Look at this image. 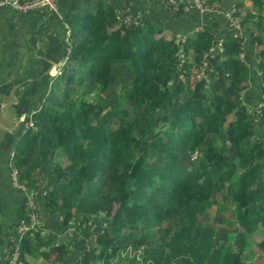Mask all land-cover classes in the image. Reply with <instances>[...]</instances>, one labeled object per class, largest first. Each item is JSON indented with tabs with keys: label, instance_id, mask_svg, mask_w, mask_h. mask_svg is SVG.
<instances>
[{
	"label": "trees",
	"instance_id": "16d2710c",
	"mask_svg": "<svg viewBox=\"0 0 264 264\" xmlns=\"http://www.w3.org/2000/svg\"><path fill=\"white\" fill-rule=\"evenodd\" d=\"M221 1L204 0L207 9L199 11L161 0L168 9L156 16L165 23L188 17L198 22L201 13L209 18L180 47L139 10L141 24L127 27L117 20L114 4L101 0H88L71 14L67 62L77 66L66 79L92 77L103 87L127 71L128 85L121 88L129 93L130 106H113L116 90L94 102L75 99L78 89L67 81L58 91L56 81L68 73V64L31 114L32 125L15 141L11 160L18 167L11 162L28 186L47 189L35 199L40 216L61 215L67 225L71 217L86 221L103 211L106 225L97 247L89 250L77 234L56 240L50 231L27 229L18 241L19 259L33 252L26 243L36 239L47 245L40 254L53 252L61 263L76 249L72 264H257L248 257L252 247L264 252V25L258 11L244 13L239 16L243 34L235 31L224 19ZM233 6L239 15L240 5ZM220 21L225 26L216 29ZM222 32L221 51L205 54ZM244 32L249 45H256L255 68L239 55ZM178 48L192 50L181 66ZM190 71L196 76L192 85L186 83ZM189 153L195 156L183 160ZM63 156L68 165H60ZM13 204L21 216L23 203ZM208 209L219 221H207ZM218 225L233 237H219ZM253 238L260 239L253 243ZM0 245L5 251L0 264H7L13 242L1 221Z\"/></svg>",
	"mask_w": 264,
	"mask_h": 264
},
{
	"label": "crops",
	"instance_id": "0c3cea01",
	"mask_svg": "<svg viewBox=\"0 0 264 264\" xmlns=\"http://www.w3.org/2000/svg\"><path fill=\"white\" fill-rule=\"evenodd\" d=\"M87 1L88 0H66L65 6H58V9H61V15H59L58 17H56L49 11H43V8H38L29 12H17L9 9L8 7L0 6V80L11 78L14 71L16 72L20 70V68L21 71H23L34 65V63L36 62V58L34 57L33 52L35 47L54 51L57 54L54 60L59 64L62 60L63 54L65 53L64 37L67 34H70V26L63 29L62 25L65 24V22L60 21V18L67 13H69L70 16L73 17L71 14H75V9L82 3H87ZM101 2L113 3L118 13H133L135 11L136 13H138L137 10L141 12H146V10H148L151 13H157L163 9L161 0H101ZM259 2H262L260 8L258 7V4L254 3L253 0H222L220 2V5L222 8H226L233 3H238L240 6H238L237 10L240 15H244V13L253 14L258 11L260 15L262 14V18H264V0H259ZM74 3L78 4L72 7ZM69 7H72L70 12H68ZM201 15L203 14H197L198 22H193L192 18L190 17L184 19V21H182L183 19H174L172 20L171 24V21L167 22L166 24L168 25V32L170 33V35L175 34V32H181L184 38L194 35L193 33L198 31L195 26L200 24L202 21V19H200ZM154 20L155 22H157L156 19ZM224 26L225 21H220L219 23H217L216 29H223ZM224 33H217V38L215 40L223 37ZM246 34L247 33L244 32V37L241 43V52L239 53V55L244 61H248L247 63L251 64L255 68L254 65L255 63H257V58H254L256 45H249V40L245 36ZM71 41H73V38H71ZM187 52L188 53L186 57H191L192 50L188 49ZM244 57H246V60L244 59ZM69 63L70 62L66 61L62 70H64ZM53 78V75L50 74L46 78L43 88L40 90L38 96H36V106L32 108L33 110H38L41 106L42 101H44L50 95ZM55 79L56 77L54 78V80ZM249 82L245 81L248 86H250ZM7 171L5 174V178L2 180L0 179V221L1 226L3 225V232L5 233L6 238L7 236H9L8 232L11 231L9 229L12 227L14 220L18 218V213L17 215L14 213L13 202L18 201L22 203L21 192H19L17 188L13 187V185L9 183ZM44 183H46V181ZM79 217L80 216L71 217L70 220L68 219L69 221L67 222V225H65L60 222L62 218L61 215H58L55 219H50L42 216V225L44 227V230L46 232L50 231V233L53 235V239L56 240H64V235L66 233L65 229L67 227L72 226L73 230L77 228V231H72L71 233H69L71 235L70 238L72 237V235L73 237H75L77 234L81 243H83L87 237V231H89L90 228L84 227V225H88V223H82ZM74 218L77 219L79 223L73 226V223L76 221ZM81 230H84V232H82ZM79 231L83 234L77 233ZM31 241L33 242V244L30 243ZM73 241L68 244V248H73ZM27 243L28 245H32V248L34 249L33 252L31 254L26 253V255H24V259H19L16 264H51L47 260H54V257H52L54 256L53 252H51L50 256L48 257H44L42 254H40V252H44L47 249L46 244H42L40 242L38 244L37 240L32 239H28ZM75 251L76 249H72L69 253L64 255L65 258L63 257L62 263L58 262L56 264H70L73 261L75 262L76 259L78 260V254ZM4 255L5 251L2 250V246L0 245V259H3Z\"/></svg>",
	"mask_w": 264,
	"mask_h": 264
},
{
	"label": "rangeland",
	"instance_id": "374dc122",
	"mask_svg": "<svg viewBox=\"0 0 264 264\" xmlns=\"http://www.w3.org/2000/svg\"><path fill=\"white\" fill-rule=\"evenodd\" d=\"M65 1L66 0H58L59 7L62 6V5L65 6ZM170 1H173V0H170ZM177 1H179L180 4L182 5V7L185 9L184 6L190 0H175V2H177ZM179 2H178V5H180ZM77 4L78 3H74L72 5V7L76 6ZM72 7H69L68 8V12L71 11ZM205 7L207 9V6L206 5H205ZM230 7H233V15H234V11L236 10V7L233 6V4L231 6H229L228 8H230ZM167 9H168L167 7L166 8L163 7V9L160 12H157V13H151L148 10H146L147 13L145 11H143V13L147 17H149L150 19L152 18L151 20L155 21L154 19H156L157 20V23L159 22L158 25H160L162 27L160 29V31H159V34L162 35V37H164V38H170L171 37L174 40L175 43L180 44V42L183 40L182 33L181 32H175V34L170 35V33L168 32V29H167L168 25L165 22H163V19L164 18H161L160 16H158V17L156 16V14L157 15H160V14L165 13L167 11ZM42 10L45 11V12L49 11V12L53 13L56 17H58L59 15H61V9L60 8L57 11H50V10H47L46 8H43ZM37 11H41V10H37ZM225 12H227V7L223 10V14ZM123 15L120 14V13H118V14H116V18L119 19ZM127 15L133 16L130 13H127ZM142 16H143V14H142ZM216 16L217 15H214L213 17L215 18ZM237 16H240V14L237 15ZM71 19H72V17L70 16L69 13L64 14L63 16H61L60 21L65 22V24L62 25L63 29H65L66 27H69L70 26V24L72 22ZM200 19H202L205 23H208V20H209V18H206L203 15L200 16ZM136 22H139V20H137ZM133 24L134 23H132L131 25H133ZM139 24H141V22ZM195 27L198 30H200L202 28V23L196 25ZM240 32H241V30H240ZM241 34H243V32H241ZM68 35L71 37V33L68 34ZM209 46H211V44ZM187 53L188 52H186V56H187ZM179 55H181V53H179ZM184 61L185 60H180L178 62V64L181 66ZM65 63L66 62L61 61L57 66H55V64H54L50 68V73L53 74V77L55 78L56 76H59V75L63 74L64 70L67 69L68 67H70L68 73L66 75L64 74L62 77H60L58 79V81H57V85L59 86V90L58 91H63V88H61V87L64 85L65 81H67L68 86L77 87V89H78V93L75 94V96H74L75 99H78V98H79V100L86 99V101L94 102V101L101 100L102 97H104L106 95H109V93L111 91H115L116 90L115 91L116 93L114 95H112V96L110 95L113 106L115 108H117V107H121V108L124 107V108H126V107H129L130 106L129 99H128L129 93L123 91V89L121 88V86L124 87V86L128 85V73H127V71H125V73L121 76L120 79H118V80L116 79L115 81L110 82L106 86H103L102 87V86H99L100 85L99 83H94L92 77L89 79V81L88 80H84V79H82V80H79L78 79L79 80L78 82H75L74 79L73 80L66 79V76L70 72H72V70L74 68H76L77 64H75L73 61H71L69 63V65L67 66V68H65L64 70H62V68L65 65ZM95 68H96L95 66H92V69H95ZM192 73L193 72L190 71V73L187 75L188 78H187L186 83L188 85H192L193 82H194V79L196 77ZM198 74L200 76V75L204 74V71L203 72L202 71H199ZM178 77H180L182 79L184 78V76L182 74H178ZM54 78H53V81H54ZM53 81H52V83H53ZM246 105L249 108V103H247ZM30 122L32 124V121H30ZM115 126H116V122H115V120H113L112 121V127L114 128ZM193 155L194 154H190V153L187 154V155H183L182 156V159L188 161L190 158L194 157ZM11 157H12V154H11ZM179 160L182 161V162H184L181 159H179ZM11 161L17 166V163L16 162H14L13 160H11ZM60 161H61L60 162V165L61 166L66 165V164L67 165L69 164V160L66 157H64V156L60 158ZM95 171L98 172V173L102 172L101 167L99 166L97 169H95ZM7 175H9L8 174V171H7ZM18 175H19V172L16 175L17 180H18V183L23 184V182L18 179ZM23 180H26V179H23ZM26 181L28 182V180H26ZM10 183H14V181L12 180ZM203 213H204V216L207 217V221L211 222V220H215V218H216L217 221H219V216L218 215H216L215 218L213 217L212 209H210L207 212L204 210ZM72 231H77V228L73 230L72 226H70V227H67L65 229V232L66 233H71ZM217 233H218L219 237H220V235L223 238L226 237V240L227 239H231L233 237V235H234V232H233L232 237H231V233L228 232L223 227H221L220 225L217 226ZM55 237H60V236H55ZM59 239H61V238H59ZM34 240H36V239H34ZM251 241L254 243L256 241H259V239L258 238H253ZM30 243L33 244L32 241ZM37 243L39 244V241H37ZM13 245H14V243H13ZM253 245L256 246L255 244H253ZM19 246H20V243L18 244V252L20 254L21 247H19ZM26 246L32 247V245H28V243H26ZM84 247H86V245H84ZM263 253L264 252H258V250L255 247H252L251 250H250V252H249L248 260H253L257 264H264V254ZM27 257H28V255H27ZM64 258H65V256H64ZM18 260H19V257H18ZM47 261L50 262L51 264L58 263V260H55V259L54 260H47ZM70 264H72V262Z\"/></svg>",
	"mask_w": 264,
	"mask_h": 264
},
{
	"label": "water",
	"instance_id": "95a60500",
	"mask_svg": "<svg viewBox=\"0 0 264 264\" xmlns=\"http://www.w3.org/2000/svg\"><path fill=\"white\" fill-rule=\"evenodd\" d=\"M58 4V0H56ZM59 6V5H58ZM37 35V34H36ZM36 62L26 70L14 71L11 78L0 80V179L5 178L15 141L24 130V117L36 106L35 99L56 65V53L35 47ZM220 59L217 58V63Z\"/></svg>",
	"mask_w": 264,
	"mask_h": 264
},
{
	"label": "built area",
	"instance_id": "2783aa9c",
	"mask_svg": "<svg viewBox=\"0 0 264 264\" xmlns=\"http://www.w3.org/2000/svg\"><path fill=\"white\" fill-rule=\"evenodd\" d=\"M204 0H190L188 3L184 6L185 9H189L191 7H194L198 9L199 11H204L206 10V7L204 5ZM172 3L173 7L177 6V2L175 0L170 1ZM0 6H5L8 7L11 10L17 11V12H29L38 8H46L47 10L50 11H57L58 5L56 3V0H0ZM231 6V5H230ZM124 14V15H123ZM122 17L118 19L120 23H122L125 27L131 26L132 23L133 25L139 24L141 21V14L136 13H130L133 16L127 15V13H123ZM224 17L226 21L228 22L229 26L232 27L235 31L240 32V24H239V16L233 15V7L228 8L227 7V12H225ZM139 20V22H136ZM137 23V24H136ZM263 25H264V18H263ZM217 41V40H216ZM64 42H65V53H64V58L66 57L68 51L70 50V43H69V37L68 34L64 37ZM181 44H179V47ZM217 48V51H221L222 47L219 45L218 41L217 43L212 42L211 46L208 47L206 50L205 54H212V51ZM182 50L178 48V58L179 61L182 60ZM181 53V55H179ZM63 58V59H64ZM31 120L25 119L23 120V123L25 126L31 125ZM18 170L16 166L13 164H10L9 168V177L10 180L14 181L13 186L16 187L22 194L23 199H24V204H25V210L24 214L16 219V224L14 226V230L12 233L8 236V241L13 242L14 245L11 248L10 256L8 258L7 264H16L18 261L19 257V252H18V241L21 238L22 234L24 231L27 229H32L35 231H40L44 232V227L41 222V218L38 214V211L35 209L36 203L35 199L37 194L43 195L45 193L44 189H39L37 186H28L26 185L23 181V184L18 183L17 180V175ZM19 179V178H18ZM86 245V249H90L93 246L96 245V233L91 232L89 236L86 237V239L83 242Z\"/></svg>",
	"mask_w": 264,
	"mask_h": 264
},
{
	"label": "clouds",
	"instance_id": "9594fccd",
	"mask_svg": "<svg viewBox=\"0 0 264 264\" xmlns=\"http://www.w3.org/2000/svg\"><path fill=\"white\" fill-rule=\"evenodd\" d=\"M68 37H69V43H70V50H71V38H70V36L68 35ZM185 38L183 37V40H184ZM183 40L180 42V44L183 42ZM220 39H218L217 41H219ZM216 41V40H215ZM178 44V43H177ZM70 50L68 51V53H67V55H66V57L64 58V54H63V56H62V60L61 61H63V62H66L67 61V59H68V55H69V52H70ZM182 60H185V58H186V54H185V52L182 50ZM177 57H178V51H177ZM64 58V59H63ZM216 58H220L219 57V54H218V52L216 53ZM177 62H179V58H178V61ZM58 65V63L55 65V66H57ZM258 71V70H257ZM259 72V71H258ZM50 75H53V74H51L50 73ZM36 110H31V112L30 113H28L25 117H24V119L23 120H25V119H29V120H31V114L32 113H34ZM32 121V120H31ZM32 123H33V121H32ZM32 125V124H31ZM31 125H28V126H31ZM25 126V125H24ZM28 126H25V127H28ZM24 127V128H25ZM13 153V151L11 152V154ZM11 154H10V157L9 158H11ZM190 154H194L193 156H195V153H190ZM10 164H13L12 162H11V159H9V162H8V169L10 168ZM14 165V164H13ZM15 166V165H14ZM17 168V167H16ZM17 170H18V172H19V169L17 168ZM8 174H9V170H8ZM8 177H9V175H8ZM41 179L43 180V182H45L46 181V178H42L41 177ZM19 180H21V179H19ZM21 181H23V180H21ZM11 182V180H10V177H9V183ZM24 182V181H23ZM25 183V182H24ZM12 184V183H11ZM26 184V183H25ZM13 185V184H12ZM27 185V184H26ZM14 187V186H13ZM16 188V187H15ZM42 189H44L45 190V193L47 192V189L45 188V187H43ZM18 190V189H17ZM20 192V191H19ZM44 193V194H45ZM38 196H41V194H37ZM21 201H22V203H23V206H24V210H25V204H24V199H23V196H22V194H21ZM36 203V202H35ZM37 207V206H36ZM36 207H35V209H36ZM37 210V209H36ZM98 212V214L97 215H89V216H86V217H84L85 219H86V221H83V220H81L82 221V223H84V222H87L88 223V225H84V227H86V228H90V230L89 231H87V236H89L90 235V233L91 232H95L96 233V245L95 246H93V248H95V247H97V238H98V235L99 234H101L102 233V231H103V229H104V227H105V225H106V222H105V220H104V214L102 213L103 211H97ZM23 214H24V212H23ZM22 214V215H23ZM21 215V216H22ZM40 216V215H39ZM18 217H20V216H18ZM40 218H41V222H42V216H40ZM17 219V218H16ZM75 219V218H74ZM79 219H82V216H80L79 217ZM76 221L73 223V226L74 225H77L78 223H79V221L77 220V219H75ZM16 224V223H15ZM15 226V225H14ZM14 230V229H13ZM7 239H8V237H7ZM258 239H260V238H258ZM83 245H85V244H83ZM256 245V244H255ZM252 246H254V245H252ZM257 246V245H256ZM84 249H86L85 247H84ZM91 249V248H90ZM89 250V249H88Z\"/></svg>",
	"mask_w": 264,
	"mask_h": 264
}]
</instances>
